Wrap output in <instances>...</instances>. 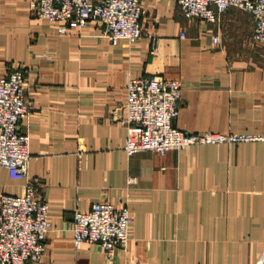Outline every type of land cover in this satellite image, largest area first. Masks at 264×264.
Returning <instances> with one entry per match:
<instances>
[{
	"label": "crops",
	"instance_id": "crops-1",
	"mask_svg": "<svg viewBox=\"0 0 264 264\" xmlns=\"http://www.w3.org/2000/svg\"><path fill=\"white\" fill-rule=\"evenodd\" d=\"M140 3V40L111 46L95 21L58 35L29 0H0V78L24 70L32 156L26 179L0 166V198L31 180L49 201L42 264H264V142L124 150L126 85L139 77L181 82L183 132L264 133L254 20L232 7L209 24L187 19L176 0ZM99 201L133 218L111 260L97 244H73L74 212Z\"/></svg>",
	"mask_w": 264,
	"mask_h": 264
},
{
	"label": "built area",
	"instance_id": "built-area-1",
	"mask_svg": "<svg viewBox=\"0 0 264 264\" xmlns=\"http://www.w3.org/2000/svg\"><path fill=\"white\" fill-rule=\"evenodd\" d=\"M187 19L215 24L232 7L248 12L254 20L253 41L264 45V0H176ZM29 10L54 26L58 35L71 26L79 28L95 21L101 36L111 46L125 41L135 45L142 37L145 13L140 0H29ZM184 37V34H182ZM214 42L218 41L214 37ZM25 73L20 67L0 78V166L13 178L26 179L31 161L30 135L21 123L31 113L26 97ZM182 99L178 80L161 76L130 79L126 85L123 122L124 150L128 155L142 151L166 153L196 145L264 142V133H186L175 125ZM50 203L39 197L36 185L27 180L20 194L0 198V264H42L52 222ZM133 218L128 207L107 201L95 202L87 211L73 215V244H97L108 260L131 240Z\"/></svg>",
	"mask_w": 264,
	"mask_h": 264
}]
</instances>
